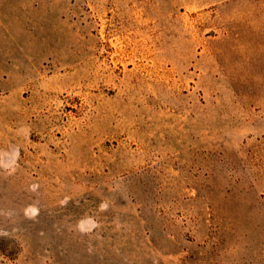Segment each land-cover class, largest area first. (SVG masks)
Returning a JSON list of instances; mask_svg holds the SVG:
<instances>
[{"label": "rangeland", "instance_id": "374dc122", "mask_svg": "<svg viewBox=\"0 0 264 264\" xmlns=\"http://www.w3.org/2000/svg\"><path fill=\"white\" fill-rule=\"evenodd\" d=\"M0 264H264V0H0Z\"/></svg>", "mask_w": 264, "mask_h": 264}]
</instances>
